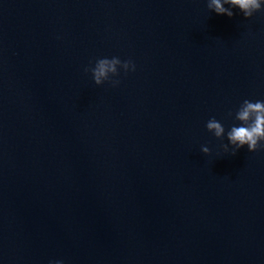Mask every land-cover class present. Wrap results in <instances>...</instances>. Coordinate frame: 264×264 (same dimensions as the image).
<instances>
[{"label": "water", "instance_id": "obj_1", "mask_svg": "<svg viewBox=\"0 0 264 264\" xmlns=\"http://www.w3.org/2000/svg\"><path fill=\"white\" fill-rule=\"evenodd\" d=\"M113 55L136 71L95 85L84 66ZM245 98L264 11L0 0V264H264V149L205 126Z\"/></svg>", "mask_w": 264, "mask_h": 264}, {"label": "clouds", "instance_id": "obj_2", "mask_svg": "<svg viewBox=\"0 0 264 264\" xmlns=\"http://www.w3.org/2000/svg\"><path fill=\"white\" fill-rule=\"evenodd\" d=\"M207 9L218 15H242L249 19L257 12L264 11V0H206ZM137 65L134 60L121 59L119 56L96 57L84 66L83 71L91 74L95 85L108 82L112 87L121 83V73L128 75L135 72ZM228 116L233 123L226 128L224 123L215 116L206 122V129L216 138L227 141L221 147L225 153L235 155L238 150L246 147L249 152L264 149V99H243L238 107L229 110ZM201 152L209 154L207 145L201 146ZM48 264H65L64 259H50Z\"/></svg>", "mask_w": 264, "mask_h": 264}]
</instances>
